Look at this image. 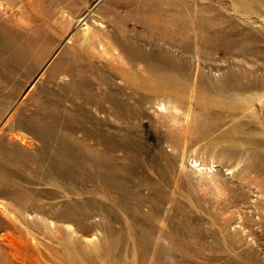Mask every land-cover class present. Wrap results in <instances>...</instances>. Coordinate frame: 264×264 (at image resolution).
Listing matches in <instances>:
<instances>
[{
  "label": "rangeland",
  "instance_id": "obj_1",
  "mask_svg": "<svg viewBox=\"0 0 264 264\" xmlns=\"http://www.w3.org/2000/svg\"><path fill=\"white\" fill-rule=\"evenodd\" d=\"M0 264H264V0H0Z\"/></svg>",
  "mask_w": 264,
  "mask_h": 264
},
{
  "label": "bare ground",
  "instance_id": "obj_2",
  "mask_svg": "<svg viewBox=\"0 0 264 264\" xmlns=\"http://www.w3.org/2000/svg\"><path fill=\"white\" fill-rule=\"evenodd\" d=\"M175 21H176V20H175ZM170 25H171V24H170ZM180 26H182V25H180ZM181 28L184 29V26H182ZM181 28L178 26V28L176 29V32H177L178 34H179L178 31H179ZM151 29H152V28H151ZM153 29H154V27H153ZM163 29H164V28H163ZM155 30H156V28H155ZM155 30H154V31H155ZM157 30H159V29L157 28ZM157 30H156V31H157ZM160 30H162V29H160ZM163 31H164V30H163ZM173 31H174V30H173ZM173 31H172V32H173ZM158 33H159V32H158ZM158 33L154 35L155 38H156V37H157V38H160V39L164 40L166 43H168V44H169V43H170V44H173L174 46H177V45H178V43H177L178 39H175V40H177V41H175V40L171 41V40L168 38V35L166 36L165 33L161 34V31H160V34H158ZM169 33H170V32H169ZM174 34H175V33H174ZM176 35H177V34H176ZM152 38H153V37H152ZM243 51H244V50H243ZM202 52H203V51H202ZM175 69H176V70H174V69H173V70H174L175 72L178 73V69H177V68H175Z\"/></svg>",
  "mask_w": 264,
  "mask_h": 264
}]
</instances>
